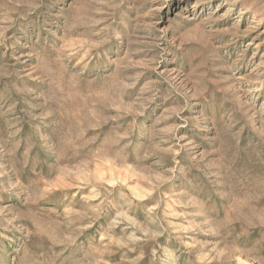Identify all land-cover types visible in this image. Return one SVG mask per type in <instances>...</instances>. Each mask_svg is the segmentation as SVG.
I'll return each mask as SVG.
<instances>
[{
    "label": "rangeland",
    "instance_id": "obj_1",
    "mask_svg": "<svg viewBox=\"0 0 264 264\" xmlns=\"http://www.w3.org/2000/svg\"><path fill=\"white\" fill-rule=\"evenodd\" d=\"M0 264H264V0H0Z\"/></svg>",
    "mask_w": 264,
    "mask_h": 264
},
{
    "label": "bare ground",
    "instance_id": "obj_2",
    "mask_svg": "<svg viewBox=\"0 0 264 264\" xmlns=\"http://www.w3.org/2000/svg\"><path fill=\"white\" fill-rule=\"evenodd\" d=\"M11 240V239H10Z\"/></svg>",
    "mask_w": 264,
    "mask_h": 264
}]
</instances>
